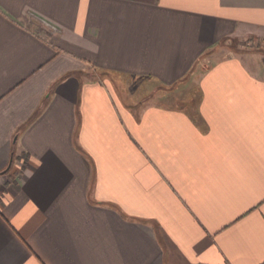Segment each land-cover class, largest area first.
Segmentation results:
<instances>
[{
	"label": "crops",
	"instance_id": "obj_1",
	"mask_svg": "<svg viewBox=\"0 0 264 264\" xmlns=\"http://www.w3.org/2000/svg\"><path fill=\"white\" fill-rule=\"evenodd\" d=\"M252 39L264 0H0V264H264Z\"/></svg>",
	"mask_w": 264,
	"mask_h": 264
},
{
	"label": "rangeland",
	"instance_id": "obj_2",
	"mask_svg": "<svg viewBox=\"0 0 264 264\" xmlns=\"http://www.w3.org/2000/svg\"><path fill=\"white\" fill-rule=\"evenodd\" d=\"M33 29L40 34L43 37L48 36V30L45 26L39 23H34L33 24ZM231 46L230 49L228 50L229 52H239L242 54L245 58L251 59L253 62L258 63L261 67V74H264V41L261 40H243V41H229V44ZM199 74V73H197ZM118 82V86L120 87L119 89H127V87H133L135 85H139L140 83L137 82H132L130 80L125 79L124 77H119L116 79ZM150 86L153 87V84L149 83ZM121 90V93H124V90ZM156 92H158V89H156ZM126 98H134L135 95L130 94L127 91Z\"/></svg>",
	"mask_w": 264,
	"mask_h": 264
},
{
	"label": "trees",
	"instance_id": "obj_3",
	"mask_svg": "<svg viewBox=\"0 0 264 264\" xmlns=\"http://www.w3.org/2000/svg\"><path fill=\"white\" fill-rule=\"evenodd\" d=\"M42 113V110H40V111H38L37 112V114H35L34 116H33V118L25 125V127L24 128H26V127H28V125L29 124H31L35 119H37L39 116H40V114ZM24 130V129H23ZM22 132V131H21ZM13 160H14V158H13ZM12 170V166H11V168L9 169V171H11Z\"/></svg>",
	"mask_w": 264,
	"mask_h": 264
},
{
	"label": "water",
	"instance_id": "obj_4",
	"mask_svg": "<svg viewBox=\"0 0 264 264\" xmlns=\"http://www.w3.org/2000/svg\"><path fill=\"white\" fill-rule=\"evenodd\" d=\"M12 162H13V161H11V164H10L9 168L11 167V165H12Z\"/></svg>",
	"mask_w": 264,
	"mask_h": 264
}]
</instances>
